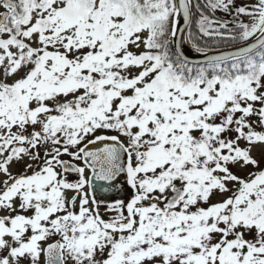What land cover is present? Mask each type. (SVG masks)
Returning <instances> with one entry per match:
<instances>
[{"label":"snow or ice","instance_id":"obj_1","mask_svg":"<svg viewBox=\"0 0 264 264\" xmlns=\"http://www.w3.org/2000/svg\"><path fill=\"white\" fill-rule=\"evenodd\" d=\"M0 264H264V0H0Z\"/></svg>","mask_w":264,"mask_h":264},{"label":"rangeland","instance_id":"obj_2","mask_svg":"<svg viewBox=\"0 0 264 264\" xmlns=\"http://www.w3.org/2000/svg\"><path fill=\"white\" fill-rule=\"evenodd\" d=\"M192 55H193V56H198V54H195V53H193Z\"/></svg>","mask_w":264,"mask_h":264},{"label":"trees","instance_id":"obj_3","mask_svg":"<svg viewBox=\"0 0 264 264\" xmlns=\"http://www.w3.org/2000/svg\"><path fill=\"white\" fill-rule=\"evenodd\" d=\"M217 15L220 16V15H223V14L222 13H218Z\"/></svg>","mask_w":264,"mask_h":264},{"label":"bare ground","instance_id":"obj_4","mask_svg":"<svg viewBox=\"0 0 264 264\" xmlns=\"http://www.w3.org/2000/svg\"><path fill=\"white\" fill-rule=\"evenodd\" d=\"M186 47H187V45H186Z\"/></svg>","mask_w":264,"mask_h":264}]
</instances>
